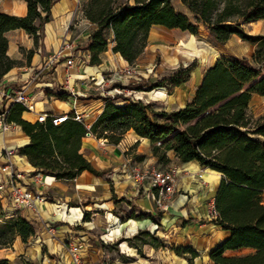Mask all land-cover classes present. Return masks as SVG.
Segmentation results:
<instances>
[{
    "label": "crops",
    "instance_id": "1",
    "mask_svg": "<svg viewBox=\"0 0 264 264\" xmlns=\"http://www.w3.org/2000/svg\"><path fill=\"white\" fill-rule=\"evenodd\" d=\"M171 1L177 12L192 19L180 0ZM76 6L77 0H53L50 20L43 25L37 45L23 29L5 33L7 55L18 64L0 79V111L13 103L1 96V92L21 87H27L26 91L32 97L33 111L22 114L29 122H35L41 112L60 114L72 111V101L60 90L66 74L64 61L43 73L37 82H29L31 75L42 67L49 54L59 48L63 39L73 40L76 44L74 63L67 72L70 85L77 90L76 108L88 113L90 124L101 113L105 98L111 97L110 92L122 90L118 86L109 88L113 81H156L176 67L184 68L195 63L186 83L171 89L137 91L133 97L148 104L151 112H170L192 102L203 73L216 60L248 59L256 49L237 35L219 44L201 25L196 35L154 25L150 28L144 51L133 64H128L112 51L114 42L110 35V44L100 54L101 62L91 65L87 44L96 25L80 17ZM0 12L25 16L27 3L25 0H0ZM80 21L87 24L85 28L75 24ZM253 23L264 26V19ZM246 33L264 36V31L256 29ZM126 69L131 72L118 73ZM102 83L103 88H98ZM58 94H64V99ZM247 112L251 119L262 120L264 96L251 94ZM28 142L29 137L14 124L8 131H0V160L4 148H14L13 161L24 172V184L34 189V182L41 178L42 185L37 191L45 195L48 202L38 205V213L16 210L32 223L35 233L27 242L18 239L12 247L0 250V258L7 259L10 264H76L70 247L79 245L78 264H217L211 260L210 253L230 237V231L216 225L209 215L221 181L219 172L197 161L182 162L171 149L160 148L155 154L148 139L130 130L117 145L93 135L82 138L81 153L104 174L95 176L83 171L72 180H56L49 175L37 174L26 157L18 154L17 149ZM163 153L164 159L160 160ZM134 165L176 170V192L167 211L156 208L155 190L148 181L138 183L130 176ZM7 210L15 212L8 206ZM84 214H87L86 220ZM140 231L147 232L143 236L144 242L132 239ZM121 239L125 240L119 241ZM174 248H189L195 255L190 252L177 254ZM253 252L252 248L240 247L225 250L223 256L237 257Z\"/></svg>",
    "mask_w": 264,
    "mask_h": 264
},
{
    "label": "trees",
    "instance_id": "2",
    "mask_svg": "<svg viewBox=\"0 0 264 264\" xmlns=\"http://www.w3.org/2000/svg\"><path fill=\"white\" fill-rule=\"evenodd\" d=\"M25 1V16L0 12V79L18 64L7 55L5 33L23 29L37 45L43 25L50 20L53 0ZM180 1L192 19L177 12L171 0H88L82 8L83 18L96 25L87 44L90 64L101 62L100 54L110 44V35L114 42L112 51L133 64L144 51L154 25L177 28L193 35L198 34L201 25L219 44H224L232 35L250 44L264 43V36L247 34L243 28L244 23L264 19V0ZM256 57L264 62L261 50ZM253 61L237 57L216 60L203 73L191 103L172 112H160L170 119L163 124L151 118L148 104L128 96L120 103L115 102L116 98H105L101 113L89 129L75 120L73 114L59 125H53L49 119L29 122L22 117L26 109L19 103L9 106L6 120L29 137V142L17 149L18 154L26 157L37 174L56 180H72L83 171L95 176L104 174L80 151L82 138L88 132L96 139L117 145L131 130L148 139L155 154L160 148L171 149L182 162L197 161L219 172L221 181L214 199L217 217L213 221L229 230L230 237L211 251L210 258L217 264H264V118L252 126L247 112L251 94L264 96V75ZM194 67L195 63L178 67L157 81L143 79L131 89L174 88L189 80ZM58 97L64 99V94ZM170 134V141H166ZM160 157L164 159V153ZM13 219L11 235L27 242L35 233L34 226L23 216ZM86 219L87 214H84ZM144 235L147 232L140 231L132 239L144 242ZM240 247L252 248L254 252L237 257L223 256L225 250ZM174 251L195 255L189 248H174ZM0 264L10 263L0 258Z\"/></svg>",
    "mask_w": 264,
    "mask_h": 264
},
{
    "label": "built area",
    "instance_id": "3",
    "mask_svg": "<svg viewBox=\"0 0 264 264\" xmlns=\"http://www.w3.org/2000/svg\"><path fill=\"white\" fill-rule=\"evenodd\" d=\"M81 0H77L78 7ZM82 21L76 23V25L85 28L87 25L82 24ZM69 28V26H68ZM76 44L73 40L63 39L60 43L59 48L49 54L42 67L34 72L29 78L30 83L37 82L42 74L53 70L60 61H64L66 65V74L63 77L62 84L60 85L61 93H64L67 98H69L73 103L72 111L69 113L53 114L47 112H41L37 114L36 121L45 122L47 119L51 121L53 125H59L64 120H66L70 114H73V118L82 122L87 129L90 128L91 124L88 122L89 116L87 112H80L76 108L78 101L77 90L70 85V74L67 69L71 67L74 63V48ZM131 71L128 70V73ZM119 74L124 73V71H118ZM100 89L103 88L104 83L98 85ZM27 87H21L12 89L10 91H2L1 96L10 99L13 103H19L24 106L26 111H33L32 97L26 91ZM131 95V94H129ZM110 98L113 99V96ZM133 99V97H131ZM7 109L0 111V131L5 132L11 129L12 123L6 120ZM87 136L91 133H86ZM159 144V143H158ZM16 154V150L12 147L4 148L1 153L2 159L0 160V194L2 199L5 201L6 205L14 210H29L33 213H38V205L48 202V198L37 191L42 183L41 178H38L34 182V189L29 188L24 184V172L19 170L14 161L13 157ZM130 176L138 183L143 181H148L154 188L155 192L153 195L154 204L157 209L161 211H167L170 204L174 198L176 192L177 183V172L174 168L167 169H156L152 167L141 168L138 165H134L131 168ZM199 177L201 175H198ZM209 215L213 219L217 217V211L215 210L214 204L212 203L211 209L209 210ZM72 251V256L74 262L78 264L77 253L79 252V245H72L70 247Z\"/></svg>",
    "mask_w": 264,
    "mask_h": 264
},
{
    "label": "rangeland",
    "instance_id": "4",
    "mask_svg": "<svg viewBox=\"0 0 264 264\" xmlns=\"http://www.w3.org/2000/svg\"><path fill=\"white\" fill-rule=\"evenodd\" d=\"M126 1H128V0H119V2H126ZM86 2L87 1L81 0L80 5L78 6V12H79L80 17H83L82 8L86 4ZM260 20H262V19H260ZM255 21H257V20H255ZM255 21L244 23L243 24L244 30L246 32L248 30L250 32V29H256L258 31H264V26H262V23H253ZM252 45H254L256 47V49L253 50V56L249 57L248 59L253 61V58H254V61H253L254 65L256 67L260 66L261 72L264 75V62H262L261 57L260 58L256 57V54L259 50H261L262 55H264V43L258 42L256 44H252ZM158 60H159V57L156 58V61H158ZM177 69H178V67H176V69H174V70H177ZM128 70L129 69L124 70V73H128ZM169 71L170 70H168L167 72H169ZM121 74H123V73H121ZM138 82H140V81H135V82H130V81L129 82H127V81H124V82H121V81L117 82L116 81L115 82V81H113V82H111V84L108 85V87L112 88L114 86H118L120 89H122V90H119L120 92L119 91L110 92L112 94L111 96H113V98H116V102L118 103V102H121L125 96H129V97L135 96L137 91H135L131 88L134 84H136ZM155 90H157V89H155ZM129 94H131V95H129ZM134 100H136V99L134 98ZM170 112H172V111H170ZM150 116L156 122L161 123V124L169 122V120H170L168 116H162V115H160V112H158V111L157 112H151ZM262 118H264V117H262ZM251 120H252V126L255 123L261 122V119H255L253 117ZM171 137H172V134L167 136L165 138V140L170 141ZM160 160H162L161 157H160ZM17 215L22 216V214L16 210H15V212H9V210H7V205H6L5 201L2 199L1 194H0V245H1L0 250L8 248V247H12V244L16 240L20 239L18 236H12L11 232H10V222L13 221L14 220L13 217H16ZM2 246H6V247H2Z\"/></svg>",
    "mask_w": 264,
    "mask_h": 264
},
{
    "label": "bare ground",
    "instance_id": "5",
    "mask_svg": "<svg viewBox=\"0 0 264 264\" xmlns=\"http://www.w3.org/2000/svg\"><path fill=\"white\" fill-rule=\"evenodd\" d=\"M192 50V49H191Z\"/></svg>",
    "mask_w": 264,
    "mask_h": 264
}]
</instances>
